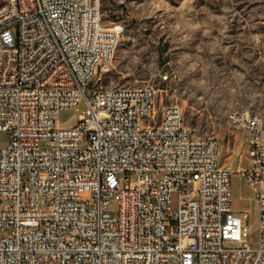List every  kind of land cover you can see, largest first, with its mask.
Returning a JSON list of instances; mask_svg holds the SVG:
<instances>
[{"label":"built area","instance_id":"built-area-1","mask_svg":"<svg viewBox=\"0 0 264 264\" xmlns=\"http://www.w3.org/2000/svg\"><path fill=\"white\" fill-rule=\"evenodd\" d=\"M121 29L101 0L0 2V264H264L263 119L228 120L252 247L215 137L153 85L88 87ZM64 110H79L68 125Z\"/></svg>","mask_w":264,"mask_h":264},{"label":"rangeland","instance_id":"rangeland-1","mask_svg":"<svg viewBox=\"0 0 264 264\" xmlns=\"http://www.w3.org/2000/svg\"><path fill=\"white\" fill-rule=\"evenodd\" d=\"M101 11L104 25L124 29L88 87L153 85L162 103L181 106L196 135L215 137L254 247L256 203L237 172L247 165L245 133L231 130L228 116L248 112L264 122V0H101ZM78 112L61 111L60 124Z\"/></svg>","mask_w":264,"mask_h":264},{"label":"bare ground","instance_id":"bare-ground-1","mask_svg":"<svg viewBox=\"0 0 264 264\" xmlns=\"http://www.w3.org/2000/svg\"><path fill=\"white\" fill-rule=\"evenodd\" d=\"M247 114V116H250V118H259L257 115H252V114H250V113H246ZM236 115V113H232V114H230L229 116H228V120H233L234 119V116Z\"/></svg>","mask_w":264,"mask_h":264}]
</instances>
